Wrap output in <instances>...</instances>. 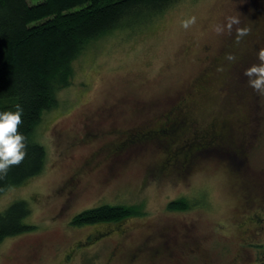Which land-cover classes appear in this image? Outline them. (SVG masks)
I'll use <instances>...</instances> for the list:
<instances>
[{
    "label": "rangeland",
    "instance_id": "1",
    "mask_svg": "<svg viewBox=\"0 0 264 264\" xmlns=\"http://www.w3.org/2000/svg\"><path fill=\"white\" fill-rule=\"evenodd\" d=\"M191 16L197 22L184 30L181 21ZM229 16L251 29L239 44L236 26L231 35L214 31ZM260 48L264 0H176L87 42L71 62L70 83L34 127L43 169L0 194V211L27 200L26 222L34 225L0 242V264H200L187 252L175 255L192 241L230 262L239 238L225 230L248 189L261 206L252 212L264 221V172H249V185L241 162L246 155L252 167L264 164V95L243 75ZM197 78L209 82L190 86ZM238 93L256 110L232 104ZM99 206H130L132 214L72 223ZM257 242L264 248V238Z\"/></svg>",
    "mask_w": 264,
    "mask_h": 264
},
{
    "label": "trees",
    "instance_id": "2",
    "mask_svg": "<svg viewBox=\"0 0 264 264\" xmlns=\"http://www.w3.org/2000/svg\"><path fill=\"white\" fill-rule=\"evenodd\" d=\"M174 1L0 0V111L14 110L17 103L23 106L20 131L28 144L24 162L0 179V194L43 169L46 153L34 127L42 113L56 104L57 90L70 83L71 62L85 44L119 27L146 21ZM30 213L25 199H15L1 210L0 242L33 229L26 222ZM131 214L130 206H99L80 212L72 223L118 222Z\"/></svg>",
    "mask_w": 264,
    "mask_h": 264
},
{
    "label": "flooded vegetation",
    "instance_id": "3",
    "mask_svg": "<svg viewBox=\"0 0 264 264\" xmlns=\"http://www.w3.org/2000/svg\"><path fill=\"white\" fill-rule=\"evenodd\" d=\"M204 50H208V47L205 46ZM205 57L209 63L211 61V58H209L207 55H205ZM215 64L216 62H214L213 65L215 66ZM194 82L195 84L192 83V85L190 86L199 87L200 85L208 84L209 81L207 79L197 78V79H194ZM222 82H227V81H225V79L223 78ZM189 90L190 92L192 91L191 88H189ZM234 95L235 94H233V97H232V104L235 103V105H238L239 107H241L243 111L245 112L256 110L255 106L251 104L250 97L247 94L238 93V97H234ZM255 98L258 99V96ZM241 108H237V109H241ZM168 112H172V110H169ZM257 127H262V126L259 123L257 124ZM216 128L217 126L214 128V131ZM225 130L226 129L220 130V132L216 133V136H218L219 138L225 136L224 134ZM259 131H260V128H259ZM245 134L247 136L250 135V131L246 128L244 129V135ZM262 134H263V130H261L259 134H256V136H261ZM241 162H244V165L246 168L245 172H247V174H244V177H246V181L249 182L248 183L249 185L252 179L250 178L249 172H252L254 169H257L258 172H264L263 163H262L263 165L261 164L263 167H259V168L257 166L256 168L252 167L246 155L243 156V159L241 160ZM260 181L261 182H259L260 183L259 187L262 186L263 187L262 189H264V181H262V178H260ZM248 184L246 185L249 186ZM252 184H254V181L252 182ZM248 191L249 189L241 195V201L239 202L238 208H237L238 215L236 216V218L232 220V223L233 222L234 224L236 223V226H234L233 228L231 225L232 223H229L230 224L229 227L230 226L231 227L225 230V234L227 238H229V236L232 237L234 235H236L239 238L238 245L236 247L234 255L229 259L231 261L228 262L227 264H264V248L259 249V246L261 244L257 242L258 239L262 240L264 238V221H262V218L257 216L258 214L257 212L255 213L252 212L253 209L261 208V206L257 201H254V200L252 201L250 198L246 197V193ZM154 235L156 236V233H154ZM166 243L168 244L169 240L166 241ZM187 245H189L190 247ZM254 247L256 248L258 247L257 251L259 252V257L253 254L252 250ZM181 249H184V250H181V252L177 251L175 254L176 257L178 258H180L179 256L181 254H184L185 252H187V255L189 254V256H186L187 258L189 257L191 259H198L199 260L198 262H200V264H223L224 263V262L219 261L220 250H217L218 255L217 253H214V255L207 254L206 249L204 247H200V243L196 241L187 242L185 247Z\"/></svg>",
    "mask_w": 264,
    "mask_h": 264
},
{
    "label": "clouds",
    "instance_id": "4",
    "mask_svg": "<svg viewBox=\"0 0 264 264\" xmlns=\"http://www.w3.org/2000/svg\"><path fill=\"white\" fill-rule=\"evenodd\" d=\"M197 22L195 16L181 21V27L188 30ZM240 19L237 16H229L225 23L214 25V31L218 35H231L233 27L236 32V43L239 44L243 37L250 34L249 27H240ZM226 59L235 62L236 57L227 55ZM258 63L251 64L244 70L248 85L258 94L264 95V48L257 52ZM24 108L17 103L14 110L0 111V179L7 177L13 167L21 165L27 157V137L20 131L24 124Z\"/></svg>",
    "mask_w": 264,
    "mask_h": 264
}]
</instances>
